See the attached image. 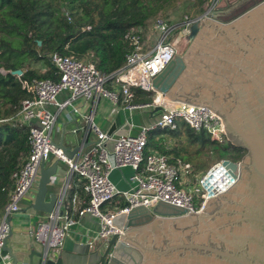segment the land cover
I'll return each instance as SVG.
<instances>
[{"label":"water","instance_id":"water-1","mask_svg":"<svg viewBox=\"0 0 264 264\" xmlns=\"http://www.w3.org/2000/svg\"><path fill=\"white\" fill-rule=\"evenodd\" d=\"M220 14L194 17L186 50L175 54L152 86L170 101L204 106L220 116L226 139L245 150L239 161L220 160L234 182L208 197L198 212L165 202L132 207L122 231L98 242L91 264H264V0L227 21L219 20ZM160 110L155 106L151 115ZM71 123L52 141L69 158L86 145L82 140L88 134L87 127ZM129 129L126 122L107 133ZM55 173L56 162L41 164L31 212L59 207L62 198L44 200ZM12 238L22 241L19 250L6 245ZM29 240L28 234L19 236L9 228L2 249L10 264L19 263L18 254L26 255V264H62L32 249Z\"/></svg>","mask_w":264,"mask_h":264},{"label":"built area","instance_id":"built-area-1","mask_svg":"<svg viewBox=\"0 0 264 264\" xmlns=\"http://www.w3.org/2000/svg\"><path fill=\"white\" fill-rule=\"evenodd\" d=\"M219 1L210 0L200 15L215 11ZM193 19L186 14L176 23L155 18L150 25L154 34L150 46H144L135 33L126 35L133 49L126 54L124 64L110 75L102 74L90 61L52 52L48 57L56 70L57 79L22 81L29 96L21 100L19 110L11 118L28 128L29 151L11 174L12 187L0 215V250L10 228V217L20 210V199L31 190L41 164L50 156L66 163L68 179H75L83 192V204L75 211L77 192H74L65 205L60 202L59 207L41 215L30 233L43 253L50 248L62 247L70 228L78 221L77 215L85 213L98 222V230L88 241V246H91L113 233H120L124 216L135 206L152 207L158 202H165L184 208L187 213L201 211L208 197L219 192L216 188L218 179L211 171L215 166L222 168L220 177L234 180L221 165V159L218 160L205 173L197 176L196 184L201 192L199 200H196L192 187L186 185L192 172L189 162L155 150L144 153L148 132L164 127L175 128L177 120L185 122L195 131L204 130L213 140L225 138L222 120L215 111L204 106L170 101L152 86L153 78L178 52L173 36H186ZM132 87L153 92L151 102L134 103ZM63 91L68 92V97L59 100L58 95ZM77 97L92 99L94 103L103 97L114 105L123 103L129 110L149 108L151 113L155 106H161V110L154 114L153 121L139 126L135 133L129 129L126 134L119 135L101 131L92 113L85 114L83 117L87 121L88 132L94 135L95 140L83 154L69 158L52 142L54 140L50 135L55 115L46 105L51 104L61 110L72 105ZM2 120L4 118L0 117V122ZM109 141H113L112 148L107 145ZM125 166H130L133 172L129 176V186L120 190L109 175L112 170ZM114 196L120 197L119 203L110 210H103Z\"/></svg>","mask_w":264,"mask_h":264},{"label":"trees","instance_id":"trees-1","mask_svg":"<svg viewBox=\"0 0 264 264\" xmlns=\"http://www.w3.org/2000/svg\"><path fill=\"white\" fill-rule=\"evenodd\" d=\"M209 2L0 0V117L4 118L0 122V214L12 187L11 174L29 151L28 128L11 118L19 110L21 100L29 96L22 81L57 79L56 70L48 57L52 52L90 61L102 74L110 75L124 64L126 54L133 49L126 35L135 33L140 40L147 36L153 39L150 25L155 18L161 17L171 23L168 15L175 14L180 8L194 18L206 9ZM39 61H45V69L40 70L33 65ZM15 69L21 70L19 76L11 73ZM132 88L134 103L151 102L153 92ZM172 138L179 143L170 146L169 139ZM181 140H185L182 145ZM221 140H213L204 130L195 131L185 122L177 120L175 128L149 131L144 153L155 150L180 157L192 165L186 157L187 145L192 144L198 148L210 146L218 152L226 150L229 152L226 158L239 161L245 150L225 138ZM197 166V169L207 168L200 161Z\"/></svg>","mask_w":264,"mask_h":264},{"label":"crops","instance_id":"crops-1","mask_svg":"<svg viewBox=\"0 0 264 264\" xmlns=\"http://www.w3.org/2000/svg\"><path fill=\"white\" fill-rule=\"evenodd\" d=\"M256 3L257 2L253 3L251 6ZM251 6L241 10L238 14L247 10ZM218 11L221 12L218 18L221 21H227L238 15L236 14L233 17L224 20L221 18V15L227 13L228 11L222 8H218ZM67 97L68 92L66 91H63L58 95L59 100H64ZM46 108L55 115V121L50 135L51 139L54 141H57L60 136L61 129L65 124L77 121L80 127L85 126L86 128L87 121H85L83 117L85 114L92 113L93 120L103 132H107L112 126H115L116 130H119L121 126L128 122L130 123V132L135 133L139 126L146 125L155 119V115H151L149 108H134L129 110L124 107L123 103L114 105L110 100L103 97L99 98L95 103L92 99L77 97L73 101L72 105H67L61 110H57L56 107L51 104L46 105ZM74 108L76 110H74ZM137 115H139L140 121L136 118ZM94 140V135L91 132H88L87 136L82 140V143L86 145L83 146L76 156L83 154ZM53 162H56V173L51 176L50 183L47 185L44 200L45 202H48L50 196L55 195L57 201H60L61 198H63L61 200V205H65L71 195L74 192H77V202L75 205V211H77V209H79L83 204V192L75 179H68L67 165L63 160L58 159L55 156H50L44 162V166L48 167L53 164ZM132 172L133 170L130 166H125L120 169L112 170L109 177L116 188L123 190L129 186V176ZM37 179L38 177L36 178L31 190L20 199V210L10 217L9 222L13 234H18L19 236L28 234L30 247L38 252H41V247L35 240H33L30 233L32 228H34L39 222L41 215L44 213L42 211H30V206L34 201L36 194ZM120 200L119 196H114L111 203L105 206L103 210H110L112 207H115ZM77 218V223L70 228L68 235L64 238L62 247L50 248L48 251L50 258L54 260L60 259L62 264H91V262H93V257L96 255L95 249L97 248L98 242L88 246V241L98 230L99 225L97 220L85 213L77 215ZM117 222L119 223V220H117ZM12 240L13 241L7 240L6 245H13L16 250H19L22 247V241L20 238H12ZM18 257L20 258L18 264H26V255L18 254ZM34 260L37 262L38 258L34 256ZM11 262L12 260L8 257L7 252L1 249L0 264H10Z\"/></svg>","mask_w":264,"mask_h":264},{"label":"rangeland","instance_id":"rangeland-1","mask_svg":"<svg viewBox=\"0 0 264 264\" xmlns=\"http://www.w3.org/2000/svg\"><path fill=\"white\" fill-rule=\"evenodd\" d=\"M258 1H261V0H220L215 8H216V10L218 8L226 9L228 12L225 14H222L221 18L224 20H227V19L233 17L234 15L238 14L241 10L251 6L253 3L258 2ZM186 12H187L186 10L180 8L175 14L168 15L167 19L171 20L170 21L171 23L179 22L183 18V16L185 15ZM186 36H179V34H175L173 36L174 39L177 41V46H178L177 54H182L186 50V48L188 46V40H187ZM141 42L144 46H150L151 43L153 42V40H152L151 36H147V37H144L143 40H141ZM33 65L41 70V69L45 68L46 63H45V61H39L37 63H34ZM136 118L138 119V121H140L139 115H137ZM225 139H226V136H225ZM169 140H170V146L173 144L179 143V142H177V139L174 140L172 138ZM184 141L185 140H181L180 144L182 145ZM198 147L199 146L188 144L187 145L188 156H186L192 162V165H191L192 166V170H191L192 172L190 173V175L186 181L187 182L186 185L188 186V188L192 187L196 200H199L200 192H201V189L196 184L197 178H198L197 176L205 173L206 170L212 164H214L215 162L218 161V159H222L221 156L225 157V158L229 157V152L226 150H224V151L219 150V152H218L217 150L213 149V147H210V146L209 147H207V146L201 147V148H198ZM199 161L202 164H205L207 168L206 169H197V167H198L197 165H198ZM193 163H194V165H193ZM103 208H105V207H103Z\"/></svg>","mask_w":264,"mask_h":264},{"label":"bare ground","instance_id":"bare-ground-1","mask_svg":"<svg viewBox=\"0 0 264 264\" xmlns=\"http://www.w3.org/2000/svg\"><path fill=\"white\" fill-rule=\"evenodd\" d=\"M211 171L214 174V176L217 177L218 179L216 180V183H217L216 188L219 191L226 189L232 182H234V180L233 181H230V179L228 180L227 177H223V176L220 177L222 168H220L219 166H215Z\"/></svg>","mask_w":264,"mask_h":264}]
</instances>
